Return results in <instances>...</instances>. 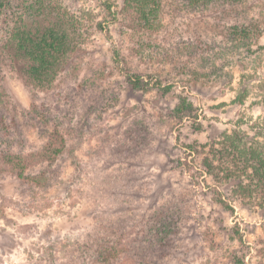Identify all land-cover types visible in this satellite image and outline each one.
Here are the masks:
<instances>
[{
  "label": "rangeland",
  "instance_id": "1",
  "mask_svg": "<svg viewBox=\"0 0 264 264\" xmlns=\"http://www.w3.org/2000/svg\"><path fill=\"white\" fill-rule=\"evenodd\" d=\"M62 4L82 22L86 31L82 46L87 54L83 64L59 81L60 87L70 89L84 72L99 77L95 71L99 68L108 95L114 94L110 98L118 101L101 118L88 120L85 104L89 98L83 101L78 96V106L71 105L79 114L74 117L78 122L70 139L71 150L51 164L59 171L58 182L54 176L51 187L35 188L0 170V264H74L62 255V248L94 222L127 211L140 215L170 200L188 207L192 219L186 253L175 255L169 264H264V242H260L264 239V207L239 201L232 194L233 182L216 190L205 167L227 155L211 150L220 151L224 145L219 144L234 139L235 131L248 136L247 140L264 143V31L252 55L238 53L222 72L227 81L194 87L180 84L174 93L166 94L152 89L158 87L157 78L162 84L170 78L166 60L159 55L151 63L138 56L132 66L152 78H145L149 89L133 90L112 60L114 41L119 37L116 26L107 23V5L116 11L121 0H62ZM248 6L250 15L256 17L264 10V0H251ZM190 22L185 15L166 10L159 31L145 37L152 47L166 50V40L179 42L187 35ZM99 23L106 25L104 31L98 29ZM8 28L0 20V44ZM121 44L125 56L135 52L125 38ZM18 76L7 68L1 72L7 109L22 118L19 131L15 130L22 148L15 145V150L44 152L54 124L29 127L23 121L22 110L30 106L34 93ZM179 96L194 105V115H178ZM134 120L148 130L149 145L138 158L120 162L111 147ZM2 157L0 149V168ZM49 164L39 162L29 172L41 173ZM219 192L224 195V206L215 200Z\"/></svg>",
  "mask_w": 264,
  "mask_h": 264
},
{
  "label": "trees",
  "instance_id": "2",
  "mask_svg": "<svg viewBox=\"0 0 264 264\" xmlns=\"http://www.w3.org/2000/svg\"><path fill=\"white\" fill-rule=\"evenodd\" d=\"M250 1L121 0L116 11L108 4L107 23L116 26L119 37L114 41L112 60L133 90L149 89V80L145 78H152V74L132 66L138 56L151 63L159 55L166 60V70L172 72L167 75L170 78L166 84L157 78L154 83L158 87L152 88L166 94L174 93L180 84L194 87L227 81L222 72L238 53L252 55L264 31V10L257 12L256 17L250 15ZM166 10L185 15L191 22L186 36L174 44L166 40L169 46L161 50L152 47L145 34L159 31ZM0 20L9 26L0 44V149L3 155L0 170L35 188L47 189L55 181L52 178L56 176L58 182L59 177V171L52 169L51 164L71 150L70 139L78 122L74 117L79 115L77 107L73 109L71 105L78 106V96L83 101L89 98L85 104L88 120L108 113L118 98L108 95L99 68L95 69L99 77H89L84 72L70 89L60 87L59 81L83 64L87 54L82 46L86 43L85 28L64 8L62 0H0ZM97 27L101 31L106 29L102 23ZM124 38L135 51L130 56L122 53ZM4 68L19 75L34 93L32 103L21 113L27 126L54 124L44 152L26 154L22 149L15 150V145L22 146L15 132L19 131L22 118L7 109L1 77ZM179 97L178 115H194V105L188 98ZM232 136L234 139H225L226 145L219 144L224 145L220 151L211 150L212 154L227 155L223 159L218 156L221 159L218 164L206 163L205 167L216 190L233 182L232 194L239 201L253 208L264 207V143L254 142L253 138L247 140L248 136H239L236 131ZM149 139L148 130L134 120L121 138H115L111 153L120 162L136 159L148 148ZM39 162L50 164L41 173L30 174L31 166ZM223 197L222 192L215 197L222 206L225 205ZM182 205L170 200L147 212L143 210L140 215H129L127 211L114 218H101L82 236L67 242L62 255L65 253L74 264H169L175 255L186 253L189 245L192 214Z\"/></svg>",
  "mask_w": 264,
  "mask_h": 264
}]
</instances>
